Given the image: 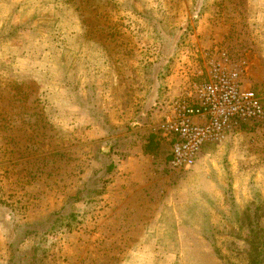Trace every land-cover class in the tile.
I'll return each mask as SVG.
<instances>
[{
    "label": "rangeland",
    "instance_id": "rangeland-1",
    "mask_svg": "<svg viewBox=\"0 0 264 264\" xmlns=\"http://www.w3.org/2000/svg\"><path fill=\"white\" fill-rule=\"evenodd\" d=\"M217 49L264 105V0H0V264H247L264 125L186 170L158 129Z\"/></svg>",
    "mask_w": 264,
    "mask_h": 264
},
{
    "label": "built area",
    "instance_id": "built-area-1",
    "mask_svg": "<svg viewBox=\"0 0 264 264\" xmlns=\"http://www.w3.org/2000/svg\"><path fill=\"white\" fill-rule=\"evenodd\" d=\"M187 86L169 103L158 129L169 144L168 168L192 167L203 146L216 144L241 125H264L261 98L241 83L244 70L217 49L204 56Z\"/></svg>",
    "mask_w": 264,
    "mask_h": 264
},
{
    "label": "trees",
    "instance_id": "trees-1",
    "mask_svg": "<svg viewBox=\"0 0 264 264\" xmlns=\"http://www.w3.org/2000/svg\"><path fill=\"white\" fill-rule=\"evenodd\" d=\"M151 139V137L149 138ZM150 144V142H148ZM143 150V153L148 154V147ZM260 230L258 229L257 226L249 227V230L247 231V236L243 240V243L245 247L247 248L246 250V260L247 264H263L264 262V242L260 241L257 238V234Z\"/></svg>",
    "mask_w": 264,
    "mask_h": 264
}]
</instances>
